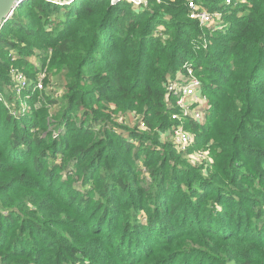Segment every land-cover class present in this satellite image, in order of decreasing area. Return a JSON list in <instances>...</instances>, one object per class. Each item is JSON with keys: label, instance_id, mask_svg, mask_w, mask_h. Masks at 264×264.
Segmentation results:
<instances>
[{"label": "trees", "instance_id": "obj_1", "mask_svg": "<svg viewBox=\"0 0 264 264\" xmlns=\"http://www.w3.org/2000/svg\"><path fill=\"white\" fill-rule=\"evenodd\" d=\"M75 2L27 0L0 31L21 62L51 42V67L66 75L57 114L60 99L32 90V105L45 92L50 109L17 116L0 74V176L21 173L0 187L28 192L0 196V264H264V0L202 6L230 13L207 48L193 43L202 29L185 0L139 11ZM191 59L214 99L209 125L186 124L213 141L207 177L161 140L173 113L166 83ZM110 100L143 114L149 132L117 124Z\"/></svg>", "mask_w": 264, "mask_h": 264}, {"label": "rangeland", "instance_id": "obj_2", "mask_svg": "<svg viewBox=\"0 0 264 264\" xmlns=\"http://www.w3.org/2000/svg\"><path fill=\"white\" fill-rule=\"evenodd\" d=\"M88 1V0H83V2ZM92 1V0H90ZM153 0H125V1H121V2H126L129 3V5L135 9V11H139V10H145L148 9V7L151 5V2ZM186 4L188 5L190 12L187 16V21H190L191 23L197 22L198 19L195 18L192 13L194 12V8H190L189 3L193 2L195 4V9H203L205 12L210 13L212 16H214V19L211 20V23L209 24H203L200 23L201 29H202V37L197 39H193V43L195 44H200V48H207L210 47L212 44V39L214 36L218 35L220 32L225 31L229 25L228 23V17H230V13H227L226 16L223 15L221 13V11L217 10L214 12H210L208 9H204L202 8V6H205V4H207L208 6L211 4L210 2L212 0H185ZM216 2H219V7H232V8H236L239 7L241 8V5H245L247 4L250 0H215ZM112 2V0H111ZM156 2L158 4H162L163 0H156ZM76 2L74 1L73 3L69 4V5H65L67 7H71L75 4ZM197 5V7H196ZM243 8V7H242ZM243 13V10H241ZM195 13V12H194ZM196 15V13H195ZM216 16V17H215ZM61 19L62 21L65 20V15L61 14ZM7 24V23H6ZM54 25V24H53ZM53 25H50L51 28ZM53 28L55 29L56 26ZM7 32V31H6ZM9 33V32H7ZM11 33V32H10ZM20 38V37H19ZM15 41L17 40L14 39ZM52 41V39H51ZM51 44V42H50ZM50 44L49 43H45L42 44L44 45V47L37 49L34 54L29 58V62H21L23 58L20 57L19 54H17L14 51L8 52L7 50H2L0 48V60L2 61L3 64L8 65L9 69L8 71H4V70H0V74H5L8 77H10L9 82L7 83V87L9 89V91L11 90V92L16 96V101H17V105H18V115H26V113L28 112V110L30 109L31 106L35 105L36 107H47L48 109H50L48 100L46 97H43L42 94L45 93L43 92L41 95H36L34 96V101H33V105H32V93L26 92V91H22V93H20L19 95L16 92V88L14 86V83L11 79L12 76V70H17L19 73H21L24 78H26L28 81H30L32 84H35L36 81H39L40 75L44 76V80H43V85H44V89L46 91V93H48V95L52 96L53 98L56 99H60V102L57 106H53L51 107V113L57 114L59 112V110L63 107V99L62 96H64V92H65V86H66V75L63 72H59L58 69L56 68H52L51 67V63H52V52L53 50L50 48ZM189 65H191L194 69V73L197 76V78H199L202 82V97L201 99H205L207 101L206 104V109H211L210 110V114L209 117L211 116V111L213 108V104H214V99L212 98V96H210V94L208 93V89H206V85H208L210 83V77L208 78V72L206 71V67L204 65H202L200 68H198L196 66V62L194 59H191L189 62ZM186 64V63H185ZM185 64L179 69V72L177 73V75H175L174 77L170 78L175 80L177 78V76L179 74H184V72H186L185 69ZM167 85V84H166ZM42 91V90H40ZM31 92V91H30ZM8 93V91H7ZM168 93V92H167ZM4 96L6 95L5 92L3 91L2 93ZM169 95V94H168ZM38 99V101H37ZM6 101V100H5ZM109 107L107 106L105 108V111H109L115 122L119 125H121L123 128L125 127H129L131 129H134L138 132H142V133H148V125L145 122L144 116L143 114H140L139 112L136 111H118V109H115V104L112 100H110V102H108ZM208 105V106H207ZM101 108H103L105 106L104 105H99ZM171 106L173 107V113L170 112V117L168 119V121L171 123V125L169 126V128H167L165 131H163L161 133V140L162 142H167L169 144L170 147H175V134L177 132V128L180 127L183 124V128L187 131H189L193 137H194V141H195V145L192 146V150H191V154H195V155H200V154H204V153H208L207 160L201 159L199 160V162H197V164H193L188 157L185 156V158L183 157V159H187L186 162L188 164H190L191 166H193L194 168H196L198 170V172H201L203 175H211L213 174L211 171V165L213 163V141H206V139H202L201 141L197 142V138H198V134L196 132H194L193 130H191L190 128H188L187 124V120L183 117H181V115H179V110L178 108H176V103L175 100H172L171 102ZM259 109L264 113V105H259L258 106ZM175 109L178 111L176 112ZM193 110V108H192ZM20 113V114H19ZM51 114V116H49L51 119L56 118ZM174 116H177V118H174ZM209 117L206 121V123L209 125L210 120ZM182 123V124H181ZM59 134V132L56 131V134ZM135 143L137 144V140H135ZM170 143H172L170 145ZM259 146H264L263 144H258ZM190 155V154H189ZM209 163V164H208ZM169 171V169H168ZM15 177H21V173L20 170H15L13 172H10L8 174H5L4 176H0V179L4 180V181H9L12 183L13 179ZM27 191L23 190V185L20 186H16L15 188L11 189L10 191H4L3 188L0 187V196L1 199H8L9 197L11 198H20L23 197L25 194H27ZM31 195L33 194L32 192H29ZM46 197V196H45ZM48 202L51 205H54L56 203L52 202L51 199H48ZM30 208H32L30 206ZM91 212V211H90Z\"/></svg>", "mask_w": 264, "mask_h": 264}, {"label": "built area", "instance_id": "obj_3", "mask_svg": "<svg viewBox=\"0 0 264 264\" xmlns=\"http://www.w3.org/2000/svg\"><path fill=\"white\" fill-rule=\"evenodd\" d=\"M114 1L115 0H112V3ZM121 1L125 0H119V2ZM189 5L190 8H194L196 15L194 12L192 15L197 18L200 23L209 24L211 23V20L214 19V16L205 12L203 9L196 10L193 2L189 3ZM184 67L186 72H184V74H179L175 80L169 79L166 83V90L170 98L175 100L176 108H178L179 115H181V117L185 118L187 121L191 120L195 123H206L211 109H206L207 101L205 99H201L203 89L202 82L199 78H197L193 67L189 65V63H186ZM11 79L18 95L22 93V91H40L44 89V85L42 83L44 80L43 75H40L39 81L32 84L17 70H12ZM5 102V96L0 92V104ZM175 111L178 112L176 109ZM174 118H177V116H174ZM174 140L175 145L177 144V152L188 157L193 164H197V162L201 159H208V153L200 155L191 154V150L193 148L192 146L195 145V139L189 131L183 128V124L177 128Z\"/></svg>", "mask_w": 264, "mask_h": 264}, {"label": "water", "instance_id": "obj_4", "mask_svg": "<svg viewBox=\"0 0 264 264\" xmlns=\"http://www.w3.org/2000/svg\"><path fill=\"white\" fill-rule=\"evenodd\" d=\"M27 0H0V31L4 25L14 16L16 10ZM57 5H66L73 0H47ZM119 3L115 0L112 4Z\"/></svg>", "mask_w": 264, "mask_h": 264}, {"label": "bare ground", "instance_id": "obj_5", "mask_svg": "<svg viewBox=\"0 0 264 264\" xmlns=\"http://www.w3.org/2000/svg\"><path fill=\"white\" fill-rule=\"evenodd\" d=\"M73 1H75V0H73ZM73 1L69 2V3H68V4H66V5H69V4H71Z\"/></svg>", "mask_w": 264, "mask_h": 264}]
</instances>
